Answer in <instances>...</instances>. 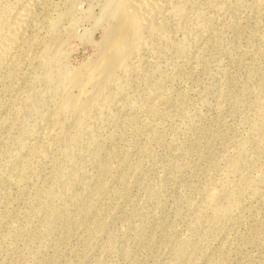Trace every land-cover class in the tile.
<instances>
[{
  "label": "rangeland",
  "instance_id": "374dc122",
  "mask_svg": "<svg viewBox=\"0 0 264 264\" xmlns=\"http://www.w3.org/2000/svg\"><path fill=\"white\" fill-rule=\"evenodd\" d=\"M106 1L0 0V264H264V0H169L97 92Z\"/></svg>",
  "mask_w": 264,
  "mask_h": 264
},
{
  "label": "bare ground",
  "instance_id": "6f19581e",
  "mask_svg": "<svg viewBox=\"0 0 264 264\" xmlns=\"http://www.w3.org/2000/svg\"><path fill=\"white\" fill-rule=\"evenodd\" d=\"M168 1L169 0H107L106 2H103V4L105 3V5L102 6L103 7V9L101 10L102 15L107 16L106 18H108V17L111 18V22L110 23L108 22L109 25H108L107 29L104 28L106 30V32L104 33L105 36L104 37L102 36L103 39H101L100 42L97 41L98 45L100 47V50H99L100 52H99V54L97 53L98 54L97 59L94 58L93 61H95V62L92 61V64H94V65L91 64L92 67L89 70L90 74L93 77H95L94 87L91 86V88H93V90L96 89L97 92H99V90L97 88L100 87V85L103 84V82L105 83L106 80L108 81V79L112 77L115 69H117V68L126 69L127 68L129 59H131V57L133 55H135V54L137 55V53L139 52V49H140L139 46H140V44L142 45L141 42L144 39L145 32L152 29L155 25H157V24H155V22H157L155 20L157 17H159V15L165 9V6L167 5L166 3ZM69 3H70L69 7L67 9L71 10L74 6H73L72 2H69ZM185 4H187V3H185ZM183 6H184L183 4L173 5L172 6L173 12L180 14L182 12L183 8H186ZM169 8H171V7H169ZM69 10H67V11H69ZM30 11L31 10L29 9V6L24 7V9H22L21 12L17 16H15L16 18L14 17L15 20L9 26L8 31L3 36H1L2 38L0 37L2 39V40H0V66L3 65L4 62H6V59L8 60V57H7V56H9L8 54L13 49L14 45L17 44L16 42L18 40H20V38L18 39V37L22 33V30L24 28L23 26L25 24L24 22H26L25 20H27V16H28ZM167 11H169V9ZM182 16H183V14H182ZM102 18L103 17H101V20H102ZM60 19H61V17L58 18L59 21H60ZM57 23L60 24V22H55L54 24L57 26ZM55 25L53 28H55ZM60 28H61V26H60ZM60 28H58V30ZM157 28H158V26L157 27L155 26L154 29H157ZM53 31H54V29H53ZM58 36H59L58 33H57V35L54 34L53 37L51 36L52 37L51 41L49 40L51 42V43L49 42L50 47H49V45H47L49 47V51L52 50V52L53 51L55 52L57 50H60L59 48H60V43H61L60 41L61 40H59ZM140 56H142V55H140ZM53 57H54V55H53ZM9 58H11V57L9 56ZM56 58L57 57H55V59ZM142 59H143V57H142ZM141 62H142V60H141ZM58 63H61V62L58 61ZM56 66H57V64H56ZM61 66H63V65L61 64ZM89 66H90V64H89ZM59 67H60V65L58 66V70L59 69L61 70V67L60 68ZM54 68H55V65H54ZM66 68H67V66H66ZM81 71H82L81 68H78V67L74 68V71L70 75L71 78H69L70 79V82H69L70 84L68 85L69 89L62 96L61 102L59 101L61 108L68 109L66 111H70L69 109L73 108L78 101V95H77V93L75 94L73 92V89H78L79 90L78 92H81L84 88V82L85 81L83 80V74H86V73L85 72L83 73ZM85 71L87 72L88 69H86ZM52 72H55V70ZM65 72H66V69H65ZM126 72H127V70H126ZM61 73L59 74V71H58V73H56V75L58 74V76H59V75H61ZM50 74H51V72H50ZM53 74L48 75V78L50 76V79L55 80V76ZM87 74H88V72H87ZM65 79H67V78H65ZM119 79L117 78L116 81ZM50 81H52V80H50ZM55 81H57V80H55ZM57 82H59V81H57ZM53 85H55V84H53ZM82 96H83V94H82ZM82 96H81V98H82ZM85 100L88 101V98ZM87 101H86V104H87ZM79 108H80V106H79ZM59 109H60V107H59ZM83 109H87V108H84V106H83ZM59 113L60 112H58V114ZM57 118H59V117H57ZM61 118H62V115H61Z\"/></svg>",
  "mask_w": 264,
  "mask_h": 264
}]
</instances>
